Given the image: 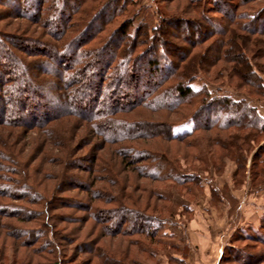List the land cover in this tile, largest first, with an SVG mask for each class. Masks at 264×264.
<instances>
[{"label":"rangeland","instance_id":"obj_1","mask_svg":"<svg viewBox=\"0 0 264 264\" xmlns=\"http://www.w3.org/2000/svg\"><path fill=\"white\" fill-rule=\"evenodd\" d=\"M21 1V12L35 9L37 0ZM223 1L98 0L91 18L98 15L95 28L104 24L105 31L97 41H103V37L130 19V32L139 26H146L151 36L156 34L153 30L163 33L161 38L155 39L156 46H161L162 41L168 43L160 50L147 47L137 57L140 62L134 64L137 71L124 69L117 76L112 75L108 89L115 86L119 90L107 92L105 96L112 102L108 100L106 103L105 100L102 103L109 106L120 101L126 106L140 100L148 90V82L151 84L153 79L146 73L149 62L157 61L161 54L165 59L160 57V62L165 64L167 58L164 54H168L170 62L175 64L187 55L197 56V61L191 65L194 69H187L192 71L190 77H196L191 83L195 90L204 87L213 97L244 101L264 119V97L256 94L261 93L253 84L255 79L242 64L236 48L231 43L222 46V57L217 56L218 43L233 32L250 38L242 49L247 47L248 57L254 58L256 64L260 61L264 64V58H255L250 50L255 43L252 42L264 41V36L252 37L240 32L230 15L232 8L236 7V12L242 13L258 8L264 4V0L246 3L241 8L240 1L239 7L230 4L234 2L226 1L224 4ZM4 2L0 0L1 35L8 38L13 36L20 45L15 47L20 51L17 53L28 51L32 57L18 61L14 54L16 49L10 46L0 48V72L3 71L7 77L25 72L31 79L27 82L29 92L24 107L39 121L43 119L41 113L53 115V112L65 108L66 101L62 97H50L53 102L49 103L35 96L46 95V87L42 90L44 85L41 86V83L47 86L59 82L60 91L67 89L69 80L61 82L48 70L72 73L73 55L71 52L68 54L67 64L61 62L64 67L54 62L48 69L46 60L41 59L43 55L39 54L49 49L44 42L48 39L47 34L35 23L17 19L18 13L10 16V12L17 10L6 7ZM92 4L95 3L91 1L87 6ZM126 4L129 5L126 7ZM70 8L69 4L64 6L66 13H63H70ZM226 8L230 9V13L227 14ZM62 9L59 7V10ZM64 14L55 18L54 10L49 11L51 25L47 31H54L55 25H63L67 21ZM202 15L206 16L207 22L201 27L203 30H198L201 23L195 19ZM109 19H114L111 20L112 24ZM164 19L168 21L165 27L162 26ZM209 20L214 24L208 23ZM19 28L24 29L20 31L22 34H18ZM223 31L225 33L222 34ZM209 34L212 37H206ZM120 37L121 32L114 38L117 42H108L109 48L104 58L113 56ZM2 45L5 47L10 43ZM229 49L231 57L228 60L224 51ZM84 61L91 63L87 58ZM93 62L95 64L96 61ZM99 62L98 66H102L103 62ZM46 69L47 73L42 75L41 72ZM233 69L238 76L249 80L241 82L236 76H231ZM133 74L138 78H129ZM155 76V79L162 78L159 72ZM36 81L40 83L37 85L39 89L35 86ZM33 87L36 94L31 90ZM97 89V85H92L83 89L84 96H78L80 103H84L83 110L95 109V105L88 104L86 99L97 95ZM192 100L195 102H191L194 109V104L198 105L203 96L193 97ZM211 107V113L205 112L202 119L214 115L216 111L213 109L216 107ZM143 111L145 114L148 112L149 116L143 115ZM185 112L188 111L174 112V117L170 118L165 115L172 114L170 112L134 111L130 115L124 114V122L119 116H110L111 122H99L96 129L93 124L73 115L64 116L39 129L0 127V264H86L87 259H94L93 264H100V257L103 256L112 258L111 264H116V261L134 264V260L135 264H219L222 257L220 264H246L248 261H253L250 264H264V135L252 129L249 115L242 124L238 120L243 112L239 111L228 117L234 123L230 128L225 129L220 123L208 128L204 125L205 128L202 127L203 130L187 142L168 144V155L173 159L170 164L176 167L178 174L190 175L188 177L195 181L188 179L185 183H177L147 177L150 172L158 177L174 175L171 171L161 173L167 165L154 155L167 143L162 138L150 136L162 135V131L166 130L162 128L165 120L169 124L183 122L193 111ZM16 117L27 120L20 107L16 110ZM34 118L32 120H36ZM220 119L225 123L223 117ZM150 122V125L146 124ZM136 123L146 126H138L141 129L134 133L132 125ZM191 126L188 123L177 128L176 133L191 129ZM251 135L254 139L244 140ZM223 141L227 143L226 148L220 146ZM238 147L242 148L238 150ZM140 149H147L153 154L144 155ZM151 193L162 194L166 200L153 199ZM152 206L155 208L152 209ZM124 207L130 208V211L124 212ZM120 215L126 221L127 231L133 230L135 225L146 224L144 218H161L163 224L159 226L158 234L161 240L154 239V242L128 232L115 238L102 237V226L111 223L109 217L117 218ZM110 228L117 230L118 222L115 220ZM132 239L141 240L144 246L135 245L126 261L124 250ZM88 244L97 247L99 259L83 252ZM136 250L138 252L133 253Z\"/></svg>","mask_w":264,"mask_h":264},{"label":"trees","instance_id":"obj_2","mask_svg":"<svg viewBox=\"0 0 264 264\" xmlns=\"http://www.w3.org/2000/svg\"><path fill=\"white\" fill-rule=\"evenodd\" d=\"M3 1H5L4 5L6 7L7 6L11 8L14 7L13 9L17 10V12L15 11L10 12L9 13L10 16H15L16 13H18L17 19H22L28 23H35L34 25L42 28L43 32L47 34L46 38L48 39L44 40V42H46L47 45L42 43L41 44L46 45V47H48L50 50L47 49L45 52L39 54L43 55L41 59L46 60V67H48V69L50 67L49 65L54 62L58 63L59 65H62L61 67H64L61 62L64 61V63L67 64L66 63L68 61L67 58L69 57L68 54L71 52V55H73V63H74L73 64L74 68H72V70L74 71H72V73H69V72H64L62 70L60 71L59 69L58 71L52 69L49 70L46 69V71L41 72L43 73L42 75H45L44 73L45 72L47 73L48 70L50 72L49 73L50 75L56 76V78L58 80H61V82H65L66 80H69V83H67L66 86L67 89L63 91H60L61 87H59L60 86L59 82L58 84L53 85V83H51L50 85L47 86L45 85V83L44 84L41 83V86L44 85L42 90H45L46 87L47 92L45 96L43 95L35 96L36 99L44 100L45 102L50 103L53 102V100H50L51 99L50 97L57 96V98L62 97L66 101V105H64L65 108H63V110L59 112L56 111L55 113L53 112V115L52 114L47 115V113L45 115L41 113L43 119H40L39 121L36 118H34V114L29 109L27 110V108L24 107L26 106L25 98L27 96V92H29V90L27 89V82L31 79L28 78V76H26L25 72H21L19 75H15V77L13 76L7 77L6 74L3 73V71L0 72V127L11 128L12 126H14V127H22L25 129L27 128L39 129L49 125L54 121H57L60 118H63L64 116L73 115L81 120L93 124L94 129H96L97 124L99 122H106L107 120L108 122H111V120H109L110 116H119L121 119H123L122 121L124 122V114L130 115L134 111L142 112V110H146L149 112H157V111L170 112L172 114L167 113L165 115L171 118L174 117L173 116L174 112H179V111L183 112L185 110L188 111L185 113H189V111L192 110L193 111L192 114H189L186 121L169 124L168 121L165 120L164 122H162L164 124L162 125V128H166V130L162 131V135L160 134L156 137L155 135L150 136L151 138H157V137L162 138V140L165 143H167V144H163V148L161 150L156 151L157 155L156 154L154 155L159 157L160 162H163L168 167V168L166 167V170H162L160 172L163 173L165 171L166 172L171 171L174 172V175L171 173L170 175L167 176L162 175V177H158V175H155L154 173L150 172L148 173L149 175H147V177L158 179L160 181H173L177 183H181V182L185 183L186 180L188 179L195 181V179L189 178L188 176L190 175H185L183 173L178 174L176 167L170 164V162L173 159L168 155L169 154L167 151L169 150L168 144L187 142L189 139H191L194 136V134H196L198 131L200 132L201 130H203L202 127H204V125L208 128L220 123L222 127H224L225 129L230 128L234 123L231 122L230 119L228 120V117L231 116L232 114H236L239 111L243 112L242 116L240 115V117L237 114L239 117L238 120L239 122L244 121L246 115H249L252 120L250 123L252 129L259 130L260 133L264 135V119L257 113L255 108L248 107L247 106L248 104H246L244 101L236 102L230 97H221V98L213 97L207 88L203 87L201 88V90H195L191 86L192 81H194L196 77L193 76L190 77V73L192 71H188L187 69L188 67L191 70L194 69V67H192L193 66L192 64H195V61H197L196 60L197 56L189 57L185 55L184 58H182L179 61H176V63L173 64V61L170 62V56L168 54H164L167 58V62H165V64L163 63L161 64L160 57H163V55L159 54L160 56L156 58L157 61L153 63L149 62V66L146 69L147 75H150V77H152L153 79L151 84L149 83L150 81L148 82V90L144 93V95H142L143 97L140 100L134 103L126 104V106H124V103H120V101H116V103H114L113 105L105 106L108 100L112 102V99H109L107 96H105V94H108L107 92H110L112 90H117V89L119 90V88H116L115 86L108 89L112 75L115 74L114 76H117L120 72H123L124 69L128 70V72L136 69V67H134V64L136 65L138 64V62H140V60L139 61L137 60V57L140 56L142 53H144L147 47L149 46H153L155 49H159V50L160 47L164 49L166 47L165 45L168 44L166 41L164 43H162L163 42L162 41L161 46L160 45L156 46L155 44L157 41V40L155 41V39H158V37L161 38L163 33H161L159 30H153V33L156 34L151 36L149 33L150 30L146 26L145 27L139 26L136 28V30H132L130 32L132 23L130 19H126L119 26V28H117L114 31H111V33L106 37H103V41H97L100 40L101 35L105 31L104 24H102V26L98 25L95 28V25L99 20L98 15H94L91 18L92 16L91 13L96 9L97 7L96 3L98 2V0H59L61 4L59 2L53 3V1H48V0H37L36 5L34 6L35 9L27 13L21 12V3H22L21 0H3ZM91 1L95 4L87 6V4L90 3ZM215 1H217V3H221V0H215ZM226 1L229 3L234 2L230 4L231 5L236 4L237 6L239 5L238 2L240 1L241 2L240 8H241L246 6L247 5L246 3H251L257 0H224L223 3L225 4ZM193 2L195 3V1ZM68 4L71 7L70 8L71 10H69L70 13L64 14L66 13L64 11V6ZM128 5L129 4H126V7ZM231 5L230 8L232 7ZM59 7L63 8L62 9L63 11L59 10ZM255 8L256 9H251L247 11H242V13H238L236 12V7H235V9L233 8L231 9L232 14L230 15L232 17L233 23L235 24V26L238 27V30H240V32L243 33L245 32L246 34L252 37L253 36L260 37V36H264V4L260 5L258 8L257 7ZM52 10H54L56 16L55 18H58V16L62 17L64 14V17L67 18V21H65L63 25L60 24L58 26L55 25V28L53 27L54 31L50 32L47 31V27L51 25V21L49 19L48 13L49 11ZM210 10L213 11L212 8ZM229 10L226 8L227 14L230 13ZM111 20L114 21V19H109L108 21ZM195 20L201 23L197 28L198 30L202 29L201 27L203 26V24L207 22L205 15L199 16V18ZM112 21L110 24L113 23ZM167 22L168 21L164 19L162 26L165 27V24H168ZM208 23L214 24V22L210 20ZM21 29L22 28H19L17 30L18 34H22L20 31H24V29L22 30ZM158 31L159 34L157 33ZM119 32H121L122 37H120L121 41H119L117 43V46H115L116 49L113 52V56L110 57L106 56L104 58V54H106L105 51H107V49L109 48L108 42L109 43L110 41L112 43H115V41L117 42V40H115L114 38ZM223 33H225V31H223L222 34ZM1 34L2 33L0 32V48L4 49L10 46L16 49V51L14 50V54L17 56L16 60L19 61L24 59V57L27 58L32 57L30 52L28 51L24 54L21 53L22 55L20 53H17L20 51L18 48L15 47H17L19 44H17L16 41H14V37L10 35V38H8ZM209 36L210 34L207 35L206 37ZM84 40H86V42H84ZM247 40H250V38L246 36H241L239 34L237 35L236 33L232 32L228 38L224 40H220V42L218 43L219 51L217 56L222 57L223 51L221 50V47L222 46L226 47L228 44L231 43L232 47L236 48L239 57L242 59L243 62L242 64H244L245 67L248 69L249 75H251L255 79L253 84H255V87L261 93V94L259 93L256 94L264 97V78H263L264 76L261 75L264 74V64L261 61L256 64L254 58L248 57L246 52L247 47L245 49H242L243 47L242 45H244L245 43L246 45L248 44L247 42H245ZM91 41H93L94 43ZM7 42H9L10 45H5L4 47V45L2 44L4 43L6 44ZM252 43L254 44H252V49H250L251 54L255 56V58H259V57L264 58V41L257 40V41H253ZM102 44L104 45L102 46ZM10 49L12 50V48ZM81 49L82 52L80 51ZM9 54L11 55L12 53L9 52ZM12 56L13 55H11L10 57ZM224 56L229 60V58L231 57L230 49L229 51L228 50L224 51ZM80 57L83 59L82 61ZM85 58L90 59L91 63L88 64L87 61H84ZM144 58L145 57L143 56L142 59ZM163 59L165 58L163 57ZM99 60L101 61L99 62ZM93 61H96L95 64ZM97 62H99L100 64L101 62H103L101 64L102 66H98L99 64ZM6 65L11 66V64H6ZM162 65L164 66L162 67ZM232 71L233 73H230V75L233 77L236 76L237 78H239V80H241V82H246V80H249L248 78L245 77L243 78L241 76H238V73H235L234 69ZM158 72L162 74L161 79H155L156 77L155 74H157ZM93 77H97L98 80L97 79L92 80ZM130 77L131 79L138 78L135 74L129 75V78ZM70 78L72 79V81L70 80ZM19 81H21V84L19 83ZM38 84L40 83H37L36 81L35 86L37 89H39V87L37 86ZM92 85H97L98 88L96 90L97 95H93L92 97L87 98L86 100L88 104L95 105V109H90L89 111L83 110L82 105H84V103H80L78 96H84L82 94L83 89L91 87ZM31 90L33 94L34 93L36 94V90H34V87ZM198 95H200L201 97L203 96V100H201L199 104L197 103L198 105L194 104V109H192L191 106L193 104H191V102L192 103L194 102L192 98L200 97ZM105 100L106 103L105 104L102 103L105 102ZM97 105H99L100 107ZM213 105L216 107L215 109H213L214 111H216L214 112V115L211 117L207 116L205 117V119H202L205 112L208 111L209 114L211 113L210 112L212 111L211 106ZM18 107H20L22 113L26 115V119H27L26 121H23L21 117L18 118L16 117V110ZM146 113L147 114H145L144 112L143 115L149 116L148 112ZM218 117L220 118L223 117L225 123L221 122L220 121L221 119L220 118L218 119ZM33 118L36 120H32ZM119 122H116V124H118ZM188 123L192 124L191 129L184 130L182 133H176L177 128L186 126ZM146 124L150 125L151 122ZM132 126L135 133L137 132L138 129H141L140 127L143 126L145 127L146 125H141V123H136L133 124ZM246 126H248V124ZM252 138L254 139L252 135L246 136L244 140L247 141ZM217 139H220V137ZM123 140H124V136H123ZM221 140H227V139H221ZM106 142L108 143L107 140ZM107 143L105 145H108ZM225 144L227 145V143L223 141V144L221 143L220 146L226 148ZM106 148L107 147L105 146V149ZM241 148L242 147L240 148L238 147V150ZM140 150L143 152L144 155H149L150 153H152V151L149 152L147 149H140ZM222 150L225 149L222 148ZM194 159L195 161H197V158ZM151 195H153V199L154 198L160 199L162 201L166 200L165 199L166 197H164L162 194L151 193ZM155 195H157L158 197ZM147 201H149V199H147ZM147 208L151 209L150 206H147ZM154 208L155 207H153L152 209ZM128 210L130 211V208L124 207V212H127ZM136 212L140 214V212L138 211ZM113 218L118 222L117 230H111L110 228V226H112L113 222L115 221L113 220ZM117 218L109 217V220H111L110 222L112 223V225L110 223V225L108 224L102 226V230H101L102 237L115 238L117 237V235L120 234L126 235L127 234L126 232H128V233H133L134 235L139 237L143 236L153 241L154 239L155 240L157 239L158 241L161 240L158 237L159 226L163 224V220L161 218H157V217L144 218L147 221V222L145 221L146 224L135 225L133 226L132 228L133 230L131 231H127L128 229H126L125 227L126 221L124 217L120 215ZM142 244L143 242L141 240L132 239V241H130V244H128V247H126V249L124 250L125 260L128 261V257L132 253L131 250L135 245L136 246L141 245L143 247L144 245ZM83 252L87 253V255L89 256L92 255V257L99 259L98 249L93 244H88V248H86V250H84ZM137 252L138 251L136 250L133 253H137ZM71 260L72 262L75 261V259L73 258ZM100 260L102 261V263L100 264H111L110 260L113 259L108 258V256L105 257L103 256L100 257ZM222 260L223 257L221 258L220 263ZM238 260L240 259L238 258ZM118 262L119 261H116V264H120ZM250 262L253 263V261H248V263L246 262V264H250ZM93 263H94V259L86 260V264H93ZM133 263L135 264L136 261L134 260Z\"/></svg>","mask_w":264,"mask_h":264}]
</instances>
